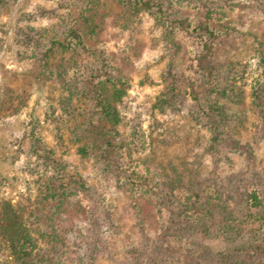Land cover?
Listing matches in <instances>:
<instances>
[{
	"label": "rangeland",
	"instance_id": "1",
	"mask_svg": "<svg viewBox=\"0 0 264 264\" xmlns=\"http://www.w3.org/2000/svg\"><path fill=\"white\" fill-rule=\"evenodd\" d=\"M66 1L0 0V116L6 114L0 118V213L7 202L22 208L17 212L27 227V232H16L0 225V264H264V253L252 246L256 241L264 244L263 220L257 214L264 211V121L253 95L264 67V0H155L163 1L169 18L187 16L193 23L205 20L220 28L217 62L230 70L222 83L234 76L228 81L236 82L233 93L241 87L244 93L241 100L223 96L219 103L232 115V133L255 146L254 168L249 170L239 153L233 154V164L215 170L205 150L210 132L198 122L200 107L189 88L202 74L198 39L180 34L174 52L156 12L132 8L122 0H91L96 25L90 28L95 37L89 40L129 79L120 99H113L117 92L111 84L107 90L119 115L108 126L115 140L125 144L118 154H110L129 177L123 184L100 160L101 142L88 156L78 150L85 143L81 137L90 135L86 125H75L73 113L85 112L87 103L72 97L56 74L38 76L41 66L33 51L54 33L50 28L63 17ZM25 31L34 40L26 42ZM65 55H54L50 64L63 63L70 74L71 57ZM85 55L82 64L88 62ZM171 65L179 88L164 105L158 97ZM35 136L43 147L40 154L31 149ZM45 152L64 165L61 180L73 193L60 199L50 196L53 169L44 161ZM195 173L210 187L226 176L242 178V184L259 195L261 206L248 205V213L239 212L235 221L212 211L207 221L204 212L178 215L171 205L160 207L166 203L158 196L130 183L143 175L159 181L165 191L176 183V194L187 188ZM230 198L233 208L241 204L236 195ZM191 216L203 221L197 223ZM223 218L229 220L228 231L218 224ZM165 227L174 232L163 234ZM2 237L12 242L5 245ZM26 239L21 253H11ZM195 241L190 256L188 247ZM239 247L244 251L237 252ZM247 250H254L251 260Z\"/></svg>",
	"mask_w": 264,
	"mask_h": 264
},
{
	"label": "trees",
	"instance_id": "2",
	"mask_svg": "<svg viewBox=\"0 0 264 264\" xmlns=\"http://www.w3.org/2000/svg\"><path fill=\"white\" fill-rule=\"evenodd\" d=\"M122 1L129 3V5H131V7L133 6L135 9L136 7H140L156 12V17L159 18L165 26L168 42L171 44L170 46L174 48V52H177L180 47L178 40L180 34L192 35V37L198 39L201 46V53L197 59L202 74L199 82L190 83L189 88L191 89L193 98H195L196 103L200 107L197 118L198 122H201L210 132L209 144L205 149L208 153L207 155L210 156L215 170H221L223 168L222 164L224 163L229 164V166L233 164L234 153H239L244 157L248 165V170L253 169V163L256 159L254 144L232 133L231 129L234 128V125L232 126V115L228 114L219 103L223 96L241 100L242 94L244 93L242 87L238 88L235 94L233 93L234 89L237 88L236 82L233 83L228 81L234 79V76L227 77L226 84L222 83V76L230 70H226L223 63L220 65L219 62H217L218 58L216 52L221 46V40L223 38L220 28L211 26L210 22L205 20L193 23L187 16L169 18L166 15L163 1ZM90 3L91 0H67L63 2L65 12L63 13V17L54 28H50L54 33H52L49 38H44L42 46L33 51V58L35 59L34 61L41 66L38 69V76L47 78V76L56 74L58 81L62 83L65 89L70 91L72 97L75 95L78 96V98L82 97V100L87 103L86 108L88 107V109L85 108V112L73 113L75 125H86V131L91 137L90 138L88 135V137L82 136L81 138L85 139V143L80 144L78 150L83 156H88L92 153L96 143L101 142L103 147L100 150V160L111 166L117 182L123 184L125 181H128L129 177L127 178L119 161L112 160L110 154L111 152L112 154H118V150H123L125 144L115 140V131L112 130L111 126H108L110 123H116L119 120V115L117 108L111 104L110 100L112 99V95H110L107 90L109 84H111L113 90L117 92L116 96H113V99L114 97L116 100L120 99L121 95L125 92V88L129 84V79L122 74L120 68L112 64L106 53L98 50L97 47L91 43V40H89L90 36L95 37V33L90 28L96 25L93 22L95 15L93 11L94 6ZM74 7H77V9H74ZM24 34L26 35V42L34 40L33 35H28L27 31H25ZM227 34L228 32H226L225 36H227ZM65 54L68 55L67 57H71L74 71L70 74L69 70L67 68L65 70L63 67V63L57 67H53L52 64H50L51 57L58 55L64 59L66 56ZM84 55L88 62L94 60L96 57L94 64L88 65L86 64L88 62L82 64L80 60L83 59ZM67 65L68 67L70 66V64ZM47 70L49 72H47ZM177 79L174 66L171 65L166 72L167 85L158 97L161 104L165 105L170 95L178 91ZM256 80L253 95L258 101L257 106L261 113L260 116L264 121V100L262 99L264 94V67L260 69V74ZM230 91H232L231 95L229 94ZM5 115L6 114L0 116V118H4ZM32 143V152L40 154L43 150L41 140L35 136L32 137ZM43 157L45 163H49L53 169V175L50 179L51 185H49L50 196L60 199L73 193L75 190L71 188L69 190L65 189V184L61 180L64 165L56 158H52L48 152H45ZM248 170L240 173L238 177L248 172ZM195 174V177L188 183L187 188L176 194H174V190H179L176 183V186L173 185L172 187L174 190L168 189V191H165L160 188L159 181L153 182V179H150V181L143 175H137L131 178L130 183L137 190L152 192L158 196L163 203H166L160 204V207L171 205L173 206V212L176 213L178 211V215L182 213L187 215L185 211H192L191 213L193 214L195 211L198 215L200 212H204L208 215L207 221L212 217V211L214 213H220L222 211L223 215H230L231 220L235 221V219H239V212L242 214L248 213L247 208H250L248 205L253 204L256 207L261 206L259 195H257L255 190H249L247 185H243L242 178L237 177L234 179V176H226L210 187V184L202 185L204 177L200 173ZM199 174L202 177H200ZM232 195H236V201L241 203L237 204L234 208L232 206L233 204H228L231 203V200L234 202V200L230 198ZM3 204H6V209L2 210L3 212L0 213V225L8 231V227L12 226L16 232H22L23 230L27 232V227L24 222L20 220V214L17 212V210H21L22 208L15 209L10 206L8 202ZM229 206H232L231 210H228ZM257 214L258 217L263 220L261 225H264V211L258 210ZM224 218L218 224L221 226L220 229L222 231H228L229 228L227 224H229V220L225 222ZM191 219H194L197 223L203 221L200 216H191ZM191 219L188 222H190ZM250 230L253 231L255 228L252 227ZM164 232L173 233L174 229L165 227L164 230H162L163 234ZM6 234L11 236L9 233ZM1 241L5 245H9L12 242L10 239L4 237L1 238ZM26 244L27 239L22 242L20 241L19 244H15L13 248H11L10 245L11 253H21ZM195 246L196 241L188 247V250H191L189 252L190 256H194L193 249H195ZM252 246L254 250L260 247L261 253H264V244L256 241ZM244 249L245 248L239 247L236 248V251L243 252ZM253 251H246L248 255L246 256L249 260L253 258ZM25 254L28 255V252H25Z\"/></svg>",
	"mask_w": 264,
	"mask_h": 264
}]
</instances>
